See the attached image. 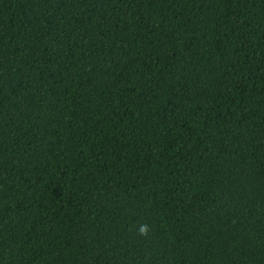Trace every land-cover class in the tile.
I'll use <instances>...</instances> for the list:
<instances>
[{
  "label": "trees",
  "instance_id": "1",
  "mask_svg": "<svg viewBox=\"0 0 264 264\" xmlns=\"http://www.w3.org/2000/svg\"><path fill=\"white\" fill-rule=\"evenodd\" d=\"M0 264H264V0H0Z\"/></svg>",
  "mask_w": 264,
  "mask_h": 264
},
{
  "label": "clouds",
  "instance_id": "2",
  "mask_svg": "<svg viewBox=\"0 0 264 264\" xmlns=\"http://www.w3.org/2000/svg\"><path fill=\"white\" fill-rule=\"evenodd\" d=\"M140 231L143 233L146 231V228L144 226L141 227Z\"/></svg>",
  "mask_w": 264,
  "mask_h": 264
}]
</instances>
